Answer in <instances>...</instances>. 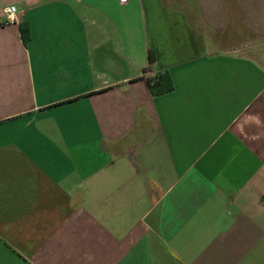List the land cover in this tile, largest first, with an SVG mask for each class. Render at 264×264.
I'll return each mask as SVG.
<instances>
[{
  "label": "crops",
  "instance_id": "1",
  "mask_svg": "<svg viewBox=\"0 0 264 264\" xmlns=\"http://www.w3.org/2000/svg\"><path fill=\"white\" fill-rule=\"evenodd\" d=\"M0 264H264V0H0Z\"/></svg>",
  "mask_w": 264,
  "mask_h": 264
},
{
  "label": "trees",
  "instance_id": "2",
  "mask_svg": "<svg viewBox=\"0 0 264 264\" xmlns=\"http://www.w3.org/2000/svg\"><path fill=\"white\" fill-rule=\"evenodd\" d=\"M23 35H24V40L27 42L28 41V37L25 35V30L23 29ZM150 59L151 60H153L154 59V56H153V54H150ZM168 78V76L165 74V73H163V74H161V75H159V79H158V81H156L155 83H154V85L152 86V88H153V90H154V92L156 93V94H160V93H163V92H168V91H171V90H173V85L172 84H170V85H168V86H166V87H160L159 85H160V83L163 81V80H165V79H167ZM158 86H159V88H158Z\"/></svg>",
  "mask_w": 264,
  "mask_h": 264
},
{
  "label": "built area",
  "instance_id": "3",
  "mask_svg": "<svg viewBox=\"0 0 264 264\" xmlns=\"http://www.w3.org/2000/svg\"><path fill=\"white\" fill-rule=\"evenodd\" d=\"M127 0H121V2H126ZM17 14H18V9L15 5H8L4 7V16H5V23H13L17 20Z\"/></svg>",
  "mask_w": 264,
  "mask_h": 264
}]
</instances>
